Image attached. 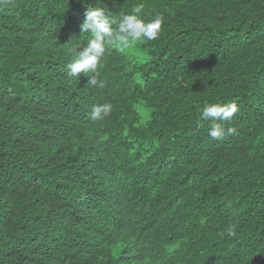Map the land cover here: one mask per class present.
Segmentation results:
<instances>
[{"label":"trees","instance_id":"16d2710c","mask_svg":"<svg viewBox=\"0 0 264 264\" xmlns=\"http://www.w3.org/2000/svg\"><path fill=\"white\" fill-rule=\"evenodd\" d=\"M138 5L159 37L69 76L87 7ZM0 264H264V0H0Z\"/></svg>","mask_w":264,"mask_h":264},{"label":"clouds","instance_id":"9594fccd","mask_svg":"<svg viewBox=\"0 0 264 264\" xmlns=\"http://www.w3.org/2000/svg\"><path fill=\"white\" fill-rule=\"evenodd\" d=\"M142 13L143 5H138L129 14L109 18L102 7L88 6L81 31L88 33L89 39L83 46L67 50L73 57L67 65V74L78 79L79 74L83 73L90 77L88 84L102 88L103 83H98L96 77L103 67L102 58L107 51L115 49L124 52L144 41H153L159 37L164 18L160 14L145 18ZM89 73L94 75H88ZM238 111L235 101L223 104L206 102L198 119L211 120L208 135L214 140L222 139L225 135L223 122L230 121ZM111 112L112 105L103 103L93 106L89 116L93 121L103 120ZM231 132L232 129H228V134ZM226 235L228 238L237 237V226L229 225Z\"/></svg>","mask_w":264,"mask_h":264}]
</instances>
